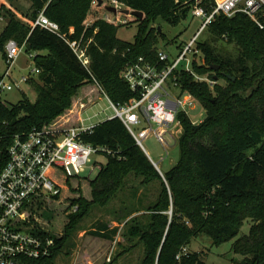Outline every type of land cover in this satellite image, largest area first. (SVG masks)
I'll return each mask as SVG.
<instances>
[{
  "label": "trees",
  "instance_id": "1",
  "mask_svg": "<svg viewBox=\"0 0 264 264\" xmlns=\"http://www.w3.org/2000/svg\"><path fill=\"white\" fill-rule=\"evenodd\" d=\"M120 1L145 13L133 42L120 39V26L103 19L86 28L93 0H31L28 11H11L10 21L0 35V48L5 56L8 40L26 43V50L36 53L34 61L40 73L30 80L37 93L35 101L25 94L11 106L0 102L2 144L34 128L80 126L81 114L100 95L124 104L138 98L122 77L126 65L140 56L157 60L161 39L166 38L157 22L179 24L192 13L195 0ZM214 3L202 0L209 11ZM42 11L60 25L62 35L80 39L85 33L84 43L92 39L88 68L62 36L33 27ZM198 46L206 64L195 60L194 69L216 77L218 83L212 89L188 72L179 78L180 90L193 94L206 115L194 123L188 114H179L178 162L162 175L120 118L98 123L82 136L85 142L105 148L101 153L108 159L89 181L91 199L84 196L81 177L58 170L70 192L78 196L68 197L70 200L63 204L67 187L54 174L61 193L29 208L27 221L57 236L54 254L33 264H55V255L80 231L93 207L106 206L125 191L132 175L141 179L144 188L154 187L158 193L147 197L148 202L141 198L140 208L119 218V223L126 221L128 226L124 233L127 240L134 241L133 246L139 243L144 247L140 264H209L200 252L189 249L192 239L206 234L213 245H219L237 238L247 219L252 221L250 231L238 237L232 249L245 257L242 264H264V29L245 14H222L210 24V37ZM218 65L215 70L213 66ZM83 101L86 107L81 105ZM72 179L78 180L76 186ZM134 187L133 193L137 194L140 187ZM142 211L145 213L132 216ZM63 214L68 216L67 223L62 232L56 233L54 221ZM119 231V226L110 228L108 223L99 222L91 233L114 240Z\"/></svg>",
  "mask_w": 264,
  "mask_h": 264
},
{
  "label": "built area",
  "instance_id": "2",
  "mask_svg": "<svg viewBox=\"0 0 264 264\" xmlns=\"http://www.w3.org/2000/svg\"><path fill=\"white\" fill-rule=\"evenodd\" d=\"M214 2L212 11H209L202 5V0H195L192 14L202 18L204 22L176 60H171L169 53L159 48L157 60L151 61L140 56L126 65L122 77L132 90L138 93V98L124 104L114 102L106 95L113 111L106 116V120L120 118L143 149V140L151 132H154L158 141L163 144L169 145L168 135L172 136L177 144L176 132L170 131L169 128L176 123L181 128L179 114L184 112L190 116V110L194 109L197 103L193 94L180 90L179 78L183 72L190 73L196 81L206 82L212 89L218 83L216 77L209 73L201 74L193 67L195 60L199 58L200 64H206L205 58L200 55L202 50L199 46L195 47L198 34L222 14L228 17L245 14L264 29V0ZM93 3L99 4V0H94ZM108 5L115 6L117 12H109L105 7ZM103 7L107 13L103 20L114 25L129 24L131 17H136L124 13L126 5L120 0L104 1ZM84 24L86 28L91 25L86 22ZM36 26L62 36L83 65L87 68L90 66L88 47L92 39L84 43L85 33L80 39L62 35L60 25L51 20L44 11L40 12L33 22V27ZM71 32H74L73 28ZM23 49H26V43L21 45L16 39H10L6 43L4 60L7 68L0 74V102L5 103L3 96L6 92L20 89L23 83H30V80L40 73V69L35 65L31 73L21 76L19 80L12 77L13 67ZM190 53L197 57L191 60L187 57ZM29 56L34 60L36 53H29ZM183 60L188 62L186 69L180 68ZM81 105L86 107L87 102L83 101ZM146 123L150 126L137 132L135 128ZM152 123H156L157 127L153 128ZM97 124L86 125L81 118L80 126L60 129L34 128L26 135H15L7 145L2 144L0 136V264H33L34 261L49 258L54 254L57 236L49 234L37 224L28 222L29 208L43 198L48 197L50 200V197L61 193V188L54 178L55 172L62 170L68 176L80 175L94 154L106 150L87 143L82 138L83 134L91 131ZM148 156L153 164L160 168L149 154ZM77 208L75 206L74 209ZM183 251L186 253L187 248ZM180 257L179 255V260ZM111 258L112 255L109 260Z\"/></svg>",
  "mask_w": 264,
  "mask_h": 264
},
{
  "label": "rangeland",
  "instance_id": "3",
  "mask_svg": "<svg viewBox=\"0 0 264 264\" xmlns=\"http://www.w3.org/2000/svg\"><path fill=\"white\" fill-rule=\"evenodd\" d=\"M94 1V0H93ZM110 1V0H104ZM31 0H0V35L5 30L7 24L11 18V11L19 13V11L26 12L31 7ZM1 7H4L1 9ZM127 7V6H126ZM126 7L124 9H126ZM107 13L103 6L98 3L92 2V7L87 14L86 23L94 24L97 20L106 17ZM19 17V16H18ZM23 19V17H21ZM142 19L137 17H131V22L129 24H120L118 26V37L125 41L133 42L138 33L139 23ZM204 20L200 17L193 16L192 13L182 20L177 25H172L164 21L157 22V25L163 27V32L166 34V38L161 39L159 48L160 50L167 51L170 55L171 60H176L187 44L194 38V36L200 30ZM210 37V26L198 34V41L195 45L198 46L200 42L206 41ZM7 43V42H6ZM6 43L4 46V51L6 50ZM201 56L203 54H200ZM191 60H194L197 56L194 54H188ZM201 59L199 58V61ZM35 62L29 56V52L23 49L16 64L13 67L12 77L20 79L21 76L27 75L32 72L35 68ZM188 67L187 60L181 62L180 68L186 69ZM7 65L4 60L3 50L0 48V74L4 73ZM37 78V75L35 76ZM12 82L14 79H10ZM27 95L31 101H35L37 98V93L30 83H23L20 89L15 88L13 91H8L4 94L3 98L7 105L17 104L23 99L24 95ZM79 94L73 98V104L77 103ZM113 111L110 108V102L107 96L100 95V98L92 104L88 109H86L82 114L81 118L84 119V124H97L101 120L105 119L108 114H112ZM206 115V110L204 106L197 100L196 107L190 110V118L194 123H198L204 119ZM91 117V119H90ZM150 126L146 123L143 126L136 127L135 129L139 132L144 127ZM153 128L157 127L156 123H152ZM179 125L176 123L175 126L169 128L170 131L176 132L175 137L178 138L179 135ZM169 145L163 144L158 141L154 132H151L144 140V150L151 156V158L158 163L161 174L164 175L163 171H167L173 165L178 162L180 156L179 144L175 143L172 136L168 135ZM168 152V153H167ZM107 156L103 153H96L92 156L91 162L86 166L85 171L82 172L79 177L82 181L80 184L84 196L91 199V189L89 181L94 179L102 165L107 164ZM55 172L57 180L64 185L66 188L63 190L64 202L67 203L70 199L68 197L78 196L73 195L68 189L66 179H64L61 173ZM130 176L129 187L125 191H121L115 198H113L109 204L106 206L95 205L93 207L92 213L87 216V218L82 223V228L78 233L70 239L66 247L60 253H57L54 257L55 264H140L144 258V247L141 244H135L134 241L127 240L125 232L128 226L123 223H119V218L125 217L126 213L132 209L140 208L139 205L141 198H144L148 202L149 196L152 193H156V188H144L141 183V179ZM74 186L78 184V180L72 179ZM134 186L140 187L137 194H134ZM71 193V195H70ZM158 193H156L157 195ZM69 195V196H68ZM151 200V199H150ZM146 202V203H147ZM69 213V212H68ZM145 211L140 213H135V215H142ZM66 214V213H65ZM131 216V217H132ZM129 217L128 219H130ZM68 216L62 215L55 219L53 229L56 233L63 231L65 224L67 223ZM99 222L108 223L110 228L119 226L121 232L115 236L114 240H107L98 236L93 235L91 232L98 228ZM252 221L250 219L245 220L244 225L241 228V232L238 237L248 234ZM237 237V238H238ZM231 239L223 242L219 245H213L212 239L206 235L202 234L194 237L189 244L190 250L194 252H200L205 261L209 264H242L244 256L239 253H235L232 249L234 241L237 239ZM110 255H112L111 260H109Z\"/></svg>",
  "mask_w": 264,
  "mask_h": 264
},
{
  "label": "water",
  "instance_id": "4",
  "mask_svg": "<svg viewBox=\"0 0 264 264\" xmlns=\"http://www.w3.org/2000/svg\"><path fill=\"white\" fill-rule=\"evenodd\" d=\"M99 4H100V6H103V5H104V0H99ZM105 7H106V9H107L109 12H113V13H116V12H117V8H116L115 6L108 5V6H105ZM124 13H126V14H132V15H134V16L140 18V19H143L144 16H145V13H144L143 11L133 10V9H131L130 7L126 8V9L124 10ZM160 29H161V28H160ZM28 48L31 49V46L29 45ZM219 67H220L219 65H218V66H213V68H214L215 70H218ZM144 151H145V150H144ZM145 152H146V151H145ZM146 153H147V152H146ZM156 168L158 169V171H160V169H159L158 167H156ZM160 173H161V171H160Z\"/></svg>",
  "mask_w": 264,
  "mask_h": 264
},
{
  "label": "crops",
  "instance_id": "5",
  "mask_svg": "<svg viewBox=\"0 0 264 264\" xmlns=\"http://www.w3.org/2000/svg\"><path fill=\"white\" fill-rule=\"evenodd\" d=\"M104 120H105V119L101 120L100 122H102V121H104ZM100 122H99V123H100ZM120 232H121V228H120ZM189 249H190V248H189Z\"/></svg>",
  "mask_w": 264,
  "mask_h": 264
}]
</instances>
